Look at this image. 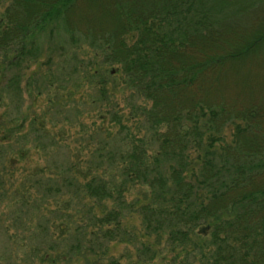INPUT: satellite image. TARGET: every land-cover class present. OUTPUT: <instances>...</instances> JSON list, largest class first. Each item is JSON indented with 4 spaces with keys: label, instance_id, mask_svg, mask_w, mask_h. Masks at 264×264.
I'll return each instance as SVG.
<instances>
[{
    "label": "trees",
    "instance_id": "obj_1",
    "mask_svg": "<svg viewBox=\"0 0 264 264\" xmlns=\"http://www.w3.org/2000/svg\"><path fill=\"white\" fill-rule=\"evenodd\" d=\"M250 5L8 0L0 12V103L8 123L21 120L18 71L38 60L44 41L59 45L61 36L69 48L93 52L85 63L73 54L76 63L64 72L67 81L83 76L101 105L109 104L113 93L108 79L119 77L124 90L143 101L135 113L141 134H125L121 143L100 139L90 175L82 181L72 175L69 161L62 170L54 168L55 177L33 179L43 199L66 195L88 203L68 246L61 249L59 238L36 224L44 242L29 244L28 256L43 251L46 260L47 251H56L64 262L76 256L98 264L89 257L103 254L104 244L136 241L122 226L126 215L135 214L145 238H163L171 264H264V76L256 72L264 70V17L237 16L256 10ZM260 7L264 10V2ZM243 20L255 22L254 33L247 24L237 31ZM30 135L44 155L56 146L34 121L21 138ZM134 187L146 188L144 197L127 203L125 194ZM14 195L21 211H39ZM66 228L60 232L69 233ZM151 247L140 244L143 262L160 256Z\"/></svg>",
    "mask_w": 264,
    "mask_h": 264
},
{
    "label": "rangeland",
    "instance_id": "obj_2",
    "mask_svg": "<svg viewBox=\"0 0 264 264\" xmlns=\"http://www.w3.org/2000/svg\"><path fill=\"white\" fill-rule=\"evenodd\" d=\"M239 1L251 4L250 6L256 7V10L237 16L249 15L254 19L257 16L264 17L263 8H257L258 4L264 2L263 0ZM7 4L8 0H0V12ZM231 8L234 6L231 5L229 11ZM245 21H241L242 23L238 21L237 31H243L241 26L247 24L252 27L249 33H254L255 22L252 26V22ZM228 26V23H223L224 30L232 31ZM64 38L61 36L58 39L59 45L44 41L43 53L38 60L29 65L26 70L18 71L22 76L21 120L16 119L15 123H8L3 115L4 102L0 103V264H84L83 260L76 256L64 262L56 251H47L49 257L46 260L41 258L43 251L33 258L28 256L29 244L44 242L35 230L36 224L45 225L55 239L59 238L56 240L60 241L61 249L68 246L71 241L70 236L74 235L71 234L73 229L79 228L82 222V205L85 206L88 203L83 199L78 202L76 198L66 195L43 199L33 188V179L41 177L45 180L55 177L54 168H60L69 161L75 166L72 175L82 181L84 178L82 175H90V163L95 161L92 153L100 139L121 143L120 140L125 134H141L140 116L135 113L136 107L141 106L143 101L124 90L119 83V77L108 79V86L113 93L109 91L110 103H101V105L93 91L94 86L85 81L83 76L78 77L75 74L67 81L64 77L65 73L71 65L76 63L73 54L77 60L85 63L92 59L93 52L84 46L78 49L69 48L70 44L67 43V45ZM260 71L264 76V70L256 69V72ZM110 112L115 113L121 122L115 123L111 120ZM32 121L45 133L46 138L49 136L56 143L55 147L49 149L50 154L44 155L41 152L34 135H30L27 140L21 138L30 129ZM120 124L124 128L121 129ZM229 133L230 129H227V136ZM42 143L45 147L48 144L47 141ZM145 191L146 188L143 187L131 188L125 194V200L128 203L142 199ZM14 193L26 198L28 207H33L34 204L40 207L39 211L27 212L26 208H22L23 211H21V205ZM110 206L109 204L106 208ZM97 213H99L98 210ZM122 226L134 235L136 241L104 244L103 254L89 257L90 261L98 264L109 262L171 264L169 262L171 254L162 250L163 238L160 241L145 238L138 216L126 215L122 220ZM65 227H69L65 230L72 231L60 232ZM141 243L155 247L157 254L160 250V256L156 255L151 261L143 262V257H140L142 259L140 260L138 248Z\"/></svg>",
    "mask_w": 264,
    "mask_h": 264
}]
</instances>
